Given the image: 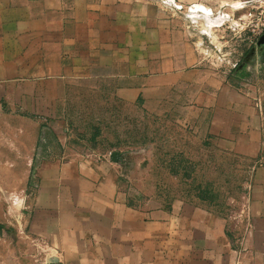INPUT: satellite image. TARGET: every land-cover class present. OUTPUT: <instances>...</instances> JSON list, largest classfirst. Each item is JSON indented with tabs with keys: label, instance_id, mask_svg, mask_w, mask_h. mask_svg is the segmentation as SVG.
<instances>
[{
	"label": "crops",
	"instance_id": "obj_1",
	"mask_svg": "<svg viewBox=\"0 0 264 264\" xmlns=\"http://www.w3.org/2000/svg\"><path fill=\"white\" fill-rule=\"evenodd\" d=\"M128 2L0 0V190L31 191L20 221L2 217L0 206V255L8 249L9 264L22 245L32 264H237L224 220L205 204L132 203L103 161H64L58 152L34 168L31 121L23 119L18 135L16 118L4 113L12 111L1 101L10 95L32 109L34 82L117 79L122 99L157 110L171 97L183 126L256 158L262 133L249 101L209 74L176 20L146 22L144 5L130 14ZM254 181L264 226V169Z\"/></svg>",
	"mask_w": 264,
	"mask_h": 264
},
{
	"label": "rangeland",
	"instance_id": "obj_2",
	"mask_svg": "<svg viewBox=\"0 0 264 264\" xmlns=\"http://www.w3.org/2000/svg\"><path fill=\"white\" fill-rule=\"evenodd\" d=\"M128 4L130 14L143 4L146 22L172 25L176 20L187 30L209 74L249 101L262 133L256 158H239L209 144L204 128L183 126L169 105L171 97L157 110L145 107L141 98L134 104L122 99L117 79L34 82L32 109L22 105L23 96L10 95L1 101L10 103L12 111L4 113L16 118L18 135L24 133L23 119L31 121L34 168L40 161L54 160L58 152L64 161L109 163L132 203L167 206L177 198L201 202L224 220L237 264H264V226L258 222L254 181L256 170L264 169V0ZM30 193L0 190L2 217L20 221ZM18 231H24L20 224ZM24 250L23 245L17 249L11 264H32ZM0 264H9L8 249L2 250Z\"/></svg>",
	"mask_w": 264,
	"mask_h": 264
},
{
	"label": "built area",
	"instance_id": "obj_3",
	"mask_svg": "<svg viewBox=\"0 0 264 264\" xmlns=\"http://www.w3.org/2000/svg\"><path fill=\"white\" fill-rule=\"evenodd\" d=\"M263 28H264V23H262V25H261Z\"/></svg>",
	"mask_w": 264,
	"mask_h": 264
}]
</instances>
